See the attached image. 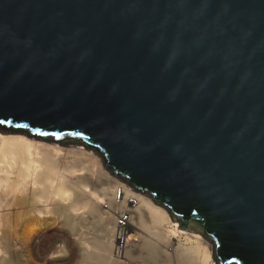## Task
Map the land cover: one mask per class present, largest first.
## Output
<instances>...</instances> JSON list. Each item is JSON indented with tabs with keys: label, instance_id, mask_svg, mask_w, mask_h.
I'll list each match as a JSON object with an SVG mask.
<instances>
[{
	"label": "water",
	"instance_id": "water-1",
	"mask_svg": "<svg viewBox=\"0 0 264 264\" xmlns=\"http://www.w3.org/2000/svg\"><path fill=\"white\" fill-rule=\"evenodd\" d=\"M0 127L96 151L216 264H264V0H0Z\"/></svg>",
	"mask_w": 264,
	"mask_h": 264
},
{
	"label": "bare ground",
	"instance_id": "bare-ground-1",
	"mask_svg": "<svg viewBox=\"0 0 264 264\" xmlns=\"http://www.w3.org/2000/svg\"><path fill=\"white\" fill-rule=\"evenodd\" d=\"M107 167L87 147L0 127V264L22 225L28 230L26 264L40 260L44 249L53 256L67 253L71 241L77 264H216L206 238L184 232L149 193ZM126 215L127 224L120 225ZM95 227L103 234L100 243L92 236ZM49 232L61 247H44Z\"/></svg>",
	"mask_w": 264,
	"mask_h": 264
},
{
	"label": "rangeland",
	"instance_id": "rangeland-1",
	"mask_svg": "<svg viewBox=\"0 0 264 264\" xmlns=\"http://www.w3.org/2000/svg\"><path fill=\"white\" fill-rule=\"evenodd\" d=\"M65 145H74L77 147H84L81 144H76L73 142H68V141H64ZM108 168V167H107ZM111 170V169H110ZM112 171V170H111ZM114 173V172H113ZM131 187H133L131 184H129ZM134 188V187H133ZM120 196H121V191L118 195V200L120 201ZM131 207H135L136 206V200L135 199H131ZM20 210H16V213H19ZM120 225H126L128 222V215H126L123 220H119ZM177 224V223H176ZM65 231H67V233L69 235L72 234V230L69 226H66ZM28 230L25 229L24 225H22L21 227L18 228L17 230V235L15 237L16 240H14V242H9V249L10 251L8 252V256L4 262V264H26L25 262V252H24V248H23V244L22 241L24 239V237L26 236ZM186 232V231H184ZM186 233H192V232H186ZM54 235L53 233H47L45 234V248H48L50 246H52V249H56L58 247H61L62 245V240L58 237L53 238ZM92 236L95 237V241L100 243L102 242L103 239V234L102 231L98 228L95 227L92 230ZM44 242V241H43ZM179 240L177 238H175V242L174 245L175 247H177ZM69 248H68V252L65 254H58V255H51V252L47 251L44 249L43 253H40V260H37L34 264H77L78 259H75L74 255H73V250L75 248V244L73 241H71L69 243ZM42 256V257H41ZM44 259V261H43ZM42 261V262H41ZM216 263V262H215Z\"/></svg>",
	"mask_w": 264,
	"mask_h": 264
}]
</instances>
